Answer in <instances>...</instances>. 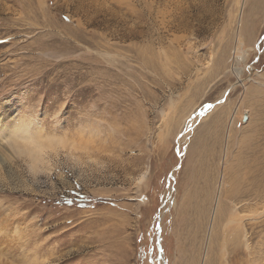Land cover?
Instances as JSON below:
<instances>
[{
    "label": "rangeland",
    "instance_id": "rangeland-1",
    "mask_svg": "<svg viewBox=\"0 0 264 264\" xmlns=\"http://www.w3.org/2000/svg\"><path fill=\"white\" fill-rule=\"evenodd\" d=\"M263 1L0 0V111L93 148L2 166L0 264H264Z\"/></svg>",
    "mask_w": 264,
    "mask_h": 264
},
{
    "label": "bare ground",
    "instance_id": "bare-ground-1",
    "mask_svg": "<svg viewBox=\"0 0 264 264\" xmlns=\"http://www.w3.org/2000/svg\"><path fill=\"white\" fill-rule=\"evenodd\" d=\"M243 4L244 0L242 6ZM233 71L235 72V66L233 67ZM5 107L6 109L4 112L0 111V148H2L0 149V171L5 163L15 164V162H20L26 165V168H28L33 176H38L42 173H50L55 166L54 158L58 155L60 150L73 153L74 159L78 162H81L83 159L87 161L93 159L89 157L90 149H93L90 148V141L86 138L84 139L83 136V139L80 137L79 140H75L54 133L47 134L39 121L34 126L30 125L26 120L18 124L14 121V119L17 118V108L13 107L10 103H7ZM91 134L93 135L92 132ZM90 136L91 135H89L88 138ZM146 178L147 175H145L142 180ZM223 186L224 175L222 173L214 202L211 226L207 234V245L210 244L211 233L213 231L212 225L216 221V217H218L217 205H219L218 203L220 202L219 196ZM16 232H19V230ZM204 253V259H206L207 252L204 251Z\"/></svg>",
    "mask_w": 264,
    "mask_h": 264
},
{
    "label": "built area",
    "instance_id": "built-area-1",
    "mask_svg": "<svg viewBox=\"0 0 264 264\" xmlns=\"http://www.w3.org/2000/svg\"><path fill=\"white\" fill-rule=\"evenodd\" d=\"M241 47V45L238 47L239 49L236 51V53H235V59H236V61L237 62H243L245 59H247V51H246V47L244 46V47H242V48H240ZM242 60V61H241Z\"/></svg>",
    "mask_w": 264,
    "mask_h": 264
},
{
    "label": "snow or ice",
    "instance_id": "snow-or-ice-1",
    "mask_svg": "<svg viewBox=\"0 0 264 264\" xmlns=\"http://www.w3.org/2000/svg\"><path fill=\"white\" fill-rule=\"evenodd\" d=\"M209 107H211V105H209ZM201 114H203V113H201ZM71 222H69V224H70Z\"/></svg>",
    "mask_w": 264,
    "mask_h": 264
}]
</instances>
